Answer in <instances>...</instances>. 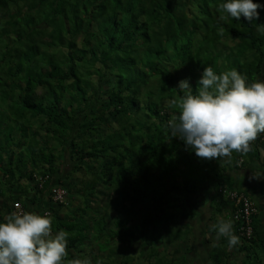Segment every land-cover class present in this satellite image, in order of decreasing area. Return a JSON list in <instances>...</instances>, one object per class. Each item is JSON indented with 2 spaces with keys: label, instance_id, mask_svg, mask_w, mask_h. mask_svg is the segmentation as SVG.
<instances>
[{
  "label": "trees",
  "instance_id": "obj_1",
  "mask_svg": "<svg viewBox=\"0 0 264 264\" xmlns=\"http://www.w3.org/2000/svg\"><path fill=\"white\" fill-rule=\"evenodd\" d=\"M222 2L0 0V217L11 214L10 203L25 211L27 202L44 205L51 231L66 233L63 264L83 256L92 264H135L108 252L113 238L115 253L137 251L138 232L163 240V230L167 244L178 243L167 242L170 193L181 194L182 208L191 207L186 196L206 193L215 221L226 206L234 209V192L252 208V235L241 238L240 222L230 218L239 243L228 250L225 238L207 237L208 264H231L233 253L244 255L242 264H261L264 239L248 194L254 189L241 191L230 173L251 157L264 165V133L248 152L205 160L167 127L179 113L177 82L187 79L195 91L205 66L264 80V33L256 30L264 9L249 24L218 11ZM57 188L61 200H54ZM146 257L139 264H152Z\"/></svg>",
  "mask_w": 264,
  "mask_h": 264
},
{
  "label": "clouds",
  "instance_id": "obj_2",
  "mask_svg": "<svg viewBox=\"0 0 264 264\" xmlns=\"http://www.w3.org/2000/svg\"><path fill=\"white\" fill-rule=\"evenodd\" d=\"M217 8L229 18L239 21L242 16L251 24L264 4L223 0ZM256 30L264 33V24H256ZM197 85L193 91L187 79L177 82L176 90L182 93L176 101L179 113L167 122L173 136L183 142L186 150L205 160L230 157L234 151L248 152L251 142L264 133V80L246 82L234 68L216 73L205 66ZM260 176L261 173L252 174L253 179ZM58 190L62 191L57 188L52 192ZM14 205L11 203V209H18L16 212L0 217V264H63L66 233L51 231L47 213L23 211ZM213 228L217 239L225 238L229 247L239 243L240 237L234 234L230 220H218ZM68 264L92 262L83 256ZM95 264L102 262L96 259Z\"/></svg>",
  "mask_w": 264,
  "mask_h": 264
},
{
  "label": "crops",
  "instance_id": "obj_3",
  "mask_svg": "<svg viewBox=\"0 0 264 264\" xmlns=\"http://www.w3.org/2000/svg\"><path fill=\"white\" fill-rule=\"evenodd\" d=\"M260 173H261V176L259 178H256V179L252 178V174L258 175ZM227 174H229V173H227ZM230 175L235 178L234 180L236 181L237 187L240 186L242 190H244L246 188L251 189L250 187H253L254 192L252 191L251 195H253L255 197H254V200H253V198H251V199L253 200L252 201L253 206L256 207L257 214L259 217V224L257 226L258 235L261 239H264V165L260 166L255 161V159L251 157L250 163L248 165L242 166L241 169H239L238 172H236V174L230 173ZM237 183H239V184H237ZM209 189H210L209 186H206L200 190L206 191ZM201 195H202V192L198 195H195V194L189 195L188 197L185 195L186 196L185 199L187 200V202L190 201V203H191L190 208L194 209L195 217L193 219H190V220L182 219V223L183 224L186 223V225L190 226L191 231H193L195 233H193V232L190 233L189 239L190 238L191 239L189 240L188 243L184 244L186 246H184V245L178 246V243H175L173 245V247H171L169 244L168 247H170L172 250L176 251V260H175V258L172 257L173 261L175 263H177L178 259L186 258L184 261H181L180 264H195L194 263L195 260H196V264H208V253L210 252L211 247H207V245H209V244L205 243V239H207V237H208L210 239V241H214L215 238H217L213 226L216 224V222L218 220H225V217L229 218L227 220H231L230 219L231 210L229 209L230 207L226 206L225 209L223 210V212L221 213V215H219V214H218V216L215 215L216 219H215V221H213L212 219H214V218L211 216L212 211L208 210V206H204L206 204H209V202H210L209 200H205L203 203L200 204L201 207H203V208H200L199 205H196V203H197L196 200H198V198L202 199ZM40 201L43 204L46 203V199L42 198ZM26 204L28 206L27 211H29V212L32 211V212H37L39 214L44 212V208H43L44 205L40 207L36 203L35 204H29L27 202ZM10 206H11V203H10ZM19 207L23 211L26 210L22 207L21 204L19 205ZM17 210L11 209V212H16ZM44 213L49 214V212H47V211H45ZM197 224H199V226H197ZM198 236L201 239L200 243H196ZM192 241H194L196 243V245ZM190 244H192V245H190ZM235 248L229 247L228 250H232ZM172 250H170V251H172ZM191 250H193L192 255L189 254ZM160 252L167 255L168 250H166V251L162 250ZM183 256H185V257H183ZM258 257H261V255L259 254ZM237 261L245 262V257L242 253L241 254L233 253V258H231V263L234 262L236 264Z\"/></svg>",
  "mask_w": 264,
  "mask_h": 264
},
{
  "label": "rangeland",
  "instance_id": "obj_4",
  "mask_svg": "<svg viewBox=\"0 0 264 264\" xmlns=\"http://www.w3.org/2000/svg\"><path fill=\"white\" fill-rule=\"evenodd\" d=\"M55 165L58 166V162L55 163ZM69 170L70 169H69V165L68 164H65V165L62 166V171H65V173L69 172ZM213 176L214 175L211 173L210 174V177L216 183V181H215V179H214ZM200 177L201 176H199V177L198 176H195V179L199 180V182H200L201 181L200 180ZM69 181H70V179L67 180V182H69ZM241 191H244V190L241 189ZM86 193L87 192H85L84 195H86ZM95 193L98 194V191H96ZM170 194L171 195H169L168 196V199H167V203H168L167 206L170 208L169 209V213L167 215L170 217V219L172 220V222H171V225L168 226V229L169 230H167V231H168L169 236L167 237V242H169L170 238L171 239H174L176 237L177 239H179L178 240L179 241L178 242V246H181V245L183 246L184 244H186V243L189 242V240L191 239V238L189 239V235L193 231H191V227L190 226L188 228V225H186V223L185 224L182 223V218H183V216L185 217V215H186V218H187L188 217L187 215L190 214V212L193 214L194 213V209L193 208H182L181 205H183L185 207L184 198L181 197V195L178 194V193L176 194V196H173L172 193H170ZM248 194H249L250 198H253V200H254V197L255 196L251 195L250 193H248ZM204 195H206V193H204ZM204 195H203V198L202 199L198 198L197 203H201V202L205 201V199H204L205 196ZM174 198H176V199H174ZM204 206H208V204H206ZM137 208H135V210H137ZM208 210H210L209 207H208ZM67 211H65V214L67 213ZM142 214H143V211H139V214L135 217V220L133 221L134 224H137V223L140 224ZM165 218H166V216H165ZM164 220L165 219H163V221ZM166 220H167V218H166ZM98 223H99V225H102V222L100 220H98ZM181 226L182 227L185 226V228H183L182 234H177L176 232H177V230L180 231ZM197 226H199V224H197ZM139 228H140V226H139ZM187 230H188V233H189L188 234V240L186 238ZM193 233H195V232H193ZM136 234H137V237H138L137 243H139L138 244L139 249L137 251H132V252H129L128 253L125 250H122L120 248L121 250L119 249V251H117V253H115L114 252V249H112V248H114V246L116 244L117 238H113L114 240H113V242L111 244V247L112 248H109L108 252L111 253V254H113V255H115V256L116 255H119V256H122V257L125 256L126 259L130 260L131 262H134L135 264H139V262L142 261L144 259V257L147 258L146 255L153 256V258H152V264H168L170 262V260L172 259V257L175 258V260H176V251L175 250H172L170 247H168L169 244H167L166 241H165L166 240L165 239L166 238V234L163 232V230H161V236H162L163 240H156L157 237L156 238H152V233L151 232L148 235H146L145 233H141V232L140 233L138 232ZM155 242L157 243V247L159 248L160 251H162V250L163 251L168 250L167 255H165V254H163L161 252H160V254L155 255V250H154L155 247L153 245ZM192 242H194V241H192ZM200 242H201V239L198 236V238L196 240V243H200ZM196 243H195V245H196ZM99 244L101 246V241H100ZM99 244H98V246H99ZM190 245H192V244H190ZM143 246H145V247H143ZM184 246H186V245H184ZM171 247H173V246H171ZM207 247H211V246L210 245H207ZM170 250H172V251H170ZM193 250L190 251V253H189L190 255H192ZM257 256H259V252H258V255ZM183 257H185V256H183ZM185 259L186 258H184V259H178L177 263L180 264L181 261H184ZM177 263H175V262L173 263L172 262V264H177ZM194 263L196 264V260H195ZM242 263H244V262L237 261V264H242ZM145 264H147V263H145ZM231 264H235V263L232 262Z\"/></svg>",
  "mask_w": 264,
  "mask_h": 264
},
{
  "label": "built area",
  "instance_id": "obj_5",
  "mask_svg": "<svg viewBox=\"0 0 264 264\" xmlns=\"http://www.w3.org/2000/svg\"><path fill=\"white\" fill-rule=\"evenodd\" d=\"M55 192V199L61 200L63 191H54ZM229 198L232 202H234V210L232 212V219L234 221L240 222V226L237 229V233L241 238L249 239L252 235L251 229V209L250 204L247 202L246 198L242 195H237L234 192L229 194ZM15 208H19L17 204L14 205Z\"/></svg>",
  "mask_w": 264,
  "mask_h": 264
},
{
  "label": "flooded vegetation",
  "instance_id": "obj_6",
  "mask_svg": "<svg viewBox=\"0 0 264 264\" xmlns=\"http://www.w3.org/2000/svg\"><path fill=\"white\" fill-rule=\"evenodd\" d=\"M260 255H261V264H264V251L263 250H261L260 252Z\"/></svg>",
  "mask_w": 264,
  "mask_h": 264
}]
</instances>
